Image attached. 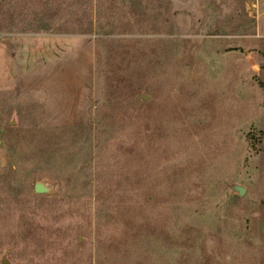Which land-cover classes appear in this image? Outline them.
I'll return each mask as SVG.
<instances>
[{"label": "rangeland", "instance_id": "rangeland-1", "mask_svg": "<svg viewBox=\"0 0 264 264\" xmlns=\"http://www.w3.org/2000/svg\"><path fill=\"white\" fill-rule=\"evenodd\" d=\"M36 34L92 81L55 128L0 91V264H264V0H0Z\"/></svg>", "mask_w": 264, "mask_h": 264}, {"label": "crops", "instance_id": "crops-1", "mask_svg": "<svg viewBox=\"0 0 264 264\" xmlns=\"http://www.w3.org/2000/svg\"><path fill=\"white\" fill-rule=\"evenodd\" d=\"M94 44L87 35H16L0 40V91L40 98L42 124L69 126L92 81Z\"/></svg>", "mask_w": 264, "mask_h": 264}, {"label": "water", "instance_id": "water-1", "mask_svg": "<svg viewBox=\"0 0 264 264\" xmlns=\"http://www.w3.org/2000/svg\"><path fill=\"white\" fill-rule=\"evenodd\" d=\"M232 189L238 193V195H243L245 188L241 185L234 184ZM33 190L36 193H44L48 191V188L42 182H35L33 185ZM1 264H7L5 260H1Z\"/></svg>", "mask_w": 264, "mask_h": 264}]
</instances>
